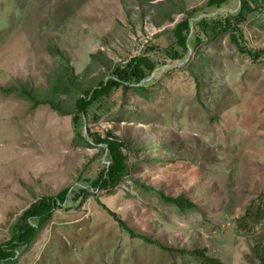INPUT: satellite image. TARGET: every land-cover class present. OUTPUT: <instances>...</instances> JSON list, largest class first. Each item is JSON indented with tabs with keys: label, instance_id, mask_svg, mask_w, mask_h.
Listing matches in <instances>:
<instances>
[{
	"label": "rangeland",
	"instance_id": "rangeland-1",
	"mask_svg": "<svg viewBox=\"0 0 264 264\" xmlns=\"http://www.w3.org/2000/svg\"><path fill=\"white\" fill-rule=\"evenodd\" d=\"M207 2L0 0V88L16 81L48 87L59 63L50 46L65 51L82 75L97 51L118 64L151 44L166 49L186 10L220 20L239 5L212 9ZM259 3L239 25L244 52L210 27L182 60L150 51L159 66L146 94L116 89L104 99L109 109L78 127L71 115L0 89V243L31 203L96 177L104 158L78 144L76 131H112L130 144L131 170L116 192L56 210L17 264H195L188 251L196 249L238 264L264 240V221L254 219L255 206L264 210V55L254 60L249 53L264 49ZM165 13L173 21L157 26ZM108 73L93 65L97 80ZM157 192L197 207L180 210ZM110 212L174 252L130 236ZM240 219L255 227L248 235Z\"/></svg>",
	"mask_w": 264,
	"mask_h": 264
},
{
	"label": "trees",
	"instance_id": "trees-1",
	"mask_svg": "<svg viewBox=\"0 0 264 264\" xmlns=\"http://www.w3.org/2000/svg\"><path fill=\"white\" fill-rule=\"evenodd\" d=\"M230 1L208 0L207 6L212 9H222ZM238 3L237 11L227 12L226 17L220 20L213 19L200 9L186 10L185 18L176 23L170 31L172 39L166 49L151 44L138 55L118 64H113V61L103 51H97L91 54L89 72L86 71L82 75L75 73L70 57L65 51L57 46H50L51 54L57 57L59 63L52 71L48 87H33L28 83L16 81L14 84L0 89H3L7 94H14L16 97L28 101L34 108L46 105L62 116L71 115L76 127L91 116L98 120L100 118L98 112H105L109 109L104 99L109 98L116 89L121 88L125 93L133 89L138 93L146 94L148 90L146 81L159 66L158 62L149 56L150 51H164L170 59L182 60L185 57L184 54H188L190 50H194L203 42L206 34L205 29L210 27L213 32L221 31L228 34L236 47L244 52L245 49L241 41L242 31L239 25L246 20L250 13L259 10L261 3L259 0H238ZM165 19L173 21L171 14L165 13L163 19L157 22V26H162ZM192 42L194 43L192 44ZM249 53L254 60H258L264 55V49L250 50ZM96 64L109 70L107 77L97 80L96 76L92 75L93 65ZM86 131L87 136L76 131L75 141L82 146L98 149V155L104 158L102 168L94 178H79L78 183L63 188L57 194L43 196L31 203L10 226L9 238L0 243V264H17L18 258L34 245L37 236L56 210L69 208L75 204L81 205L92 196L98 198L97 193L112 194L129 176L131 170L128 163L129 142L112 131H107L104 136L99 132L91 131L90 128ZM158 195L183 211L197 207L195 203L182 195L175 198L165 196L161 192ZM255 207L258 209V215L254 219L264 221L263 208ZM252 210L250 208L247 213L249 214ZM110 213L129 232L130 236L142 238L164 251L174 252L173 247L165 246L158 240L137 235L121 219L117 218L115 213ZM239 227L240 230L245 231V235L255 228L244 219L239 220ZM178 252L182 254V252ZM188 254L190 261L195 264H224L220 258L212 257L201 249L188 251ZM240 256L241 262L236 261L238 264H264V240L258 241L250 253H243Z\"/></svg>",
	"mask_w": 264,
	"mask_h": 264
}]
</instances>
